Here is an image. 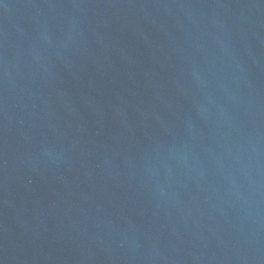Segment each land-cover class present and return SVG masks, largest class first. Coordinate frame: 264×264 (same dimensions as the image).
<instances>
[{
	"label": "water",
	"instance_id": "water-1",
	"mask_svg": "<svg viewBox=\"0 0 264 264\" xmlns=\"http://www.w3.org/2000/svg\"><path fill=\"white\" fill-rule=\"evenodd\" d=\"M0 264H264V0H0Z\"/></svg>",
	"mask_w": 264,
	"mask_h": 264
}]
</instances>
